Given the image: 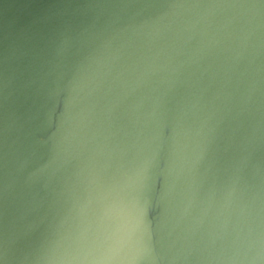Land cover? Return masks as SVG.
Listing matches in <instances>:
<instances>
[{
	"label": "clouds",
	"instance_id": "clouds-1",
	"mask_svg": "<svg viewBox=\"0 0 264 264\" xmlns=\"http://www.w3.org/2000/svg\"><path fill=\"white\" fill-rule=\"evenodd\" d=\"M0 264H264V0H0Z\"/></svg>",
	"mask_w": 264,
	"mask_h": 264
}]
</instances>
